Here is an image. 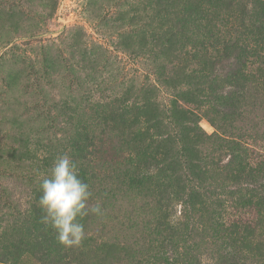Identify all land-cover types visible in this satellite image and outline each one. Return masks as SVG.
<instances>
[{
  "label": "rangeland",
  "instance_id": "374dc122",
  "mask_svg": "<svg viewBox=\"0 0 264 264\" xmlns=\"http://www.w3.org/2000/svg\"><path fill=\"white\" fill-rule=\"evenodd\" d=\"M185 1L155 12L151 0H0V264H184L186 252L212 264L215 221L264 264V53L248 56L224 109L228 89L207 85L221 76L212 49L162 63ZM216 1L199 23L230 36L253 4ZM65 154L85 173L89 208L102 209L82 218L85 239L70 249L37 203ZM240 174L253 181L236 186ZM174 221L182 228L170 237Z\"/></svg>",
  "mask_w": 264,
  "mask_h": 264
},
{
  "label": "trees",
  "instance_id": "16d2710c",
  "mask_svg": "<svg viewBox=\"0 0 264 264\" xmlns=\"http://www.w3.org/2000/svg\"><path fill=\"white\" fill-rule=\"evenodd\" d=\"M151 1H155L154 3L157 6H155V12H160L163 10V7L169 8V6L173 4L174 0ZM228 1L231 0H217L216 2H218V4L216 6L219 5L220 7H226ZM250 1L253 4L252 7H247L246 5L242 7L240 11V21L238 23V27L232 32L230 36L221 35L220 32L216 31V27L213 25L210 26L206 23V27L199 23V21L201 22V19H203L202 15L203 11L205 10V4H210L211 0L185 1L183 10L180 12V16L169 18L170 25L168 30L165 32V35L169 36V38L166 39L168 47L165 49V53L163 54L166 55L167 59L162 61V63L167 62V64H172L174 59H177V57L182 54H187L191 59L194 60L197 59V54L199 51H203L206 54L209 53L210 49H212L211 52L214 53V56L210 61V65L213 67V71H217V68H220L221 76L209 77L207 80V85L210 90V94H214L216 91L222 93L224 90L228 89L225 92L227 94L225 97L226 101L222 99L224 109H227L232 106V104H234L232 99L229 97L235 92L229 90V88L226 87L230 86L238 88L240 86V81L244 76L243 68L248 56L253 53L260 56L261 53H264V0ZM164 14L167 15V18L171 15L169 11H166ZM157 15L158 18L163 20L161 14ZM188 21L192 22L193 24V30L190 33H186V25L188 24ZM222 21L226 23L228 19H223ZM149 27V39L150 41H153L155 34L153 30V19L150 21ZM186 45H190L191 49L189 51H186ZM173 54L176 55L175 58H173ZM217 73L219 72L217 71ZM220 94L218 95L223 98L222 94ZM150 110L158 109L148 107L147 111ZM120 112L121 113L118 115L123 118L126 110H120ZM156 117H161L160 113H158ZM161 126V123L154 125L156 128ZM185 137H187L186 134H184V138ZM88 146L90 148L89 150H86L87 153H93L94 150L92 151V147L94 145L89 144ZM191 146L188 149L185 148L184 152L185 154L191 155L190 158L191 161H193L194 158L192 155L196 154L195 144L192 143ZM196 157L198 158V156ZM204 157L207 158V156ZM204 157H202V159ZM196 160L198 159H195V161ZM231 160L232 162H235L234 156H230L229 162ZM221 161L222 154H219L215 160H212L211 163L213 165H218ZM79 176L85 183H87V179L83 170H79ZM242 177L243 176L240 174L235 178L236 186H240V184L247 186L249 183H251V181H253V178L250 177L249 174H246L243 178ZM198 179H202L200 178V175H198ZM238 179L242 180V182L238 183ZM241 189H244V192L247 191L246 188ZM249 194L250 193H248V195ZM177 223V221L166 223V230L170 237L179 234V230L182 228L179 227V225L182 224ZM212 225L213 229L218 231L215 240L218 242L220 248L215 258L212 257L214 259L212 264H263L260 261L258 254L256 257H254L247 254V252H244L246 245L242 242V238L235 234L234 228L231 226V224L227 226L223 222L215 221L212 223ZM168 244L172 245L173 242L169 239ZM67 248L70 249L71 247ZM182 261H184V264H202L197 255L190 254L189 252L182 254Z\"/></svg>",
  "mask_w": 264,
  "mask_h": 264
},
{
  "label": "clouds",
  "instance_id": "9594fccd",
  "mask_svg": "<svg viewBox=\"0 0 264 264\" xmlns=\"http://www.w3.org/2000/svg\"><path fill=\"white\" fill-rule=\"evenodd\" d=\"M39 191L37 203L44 212L42 222L55 231L59 244L79 246L85 239L82 218L89 212L102 215V209L98 203L89 208L92 192L80 178L75 161L66 154L58 156L49 174L41 178Z\"/></svg>",
  "mask_w": 264,
  "mask_h": 264
}]
</instances>
